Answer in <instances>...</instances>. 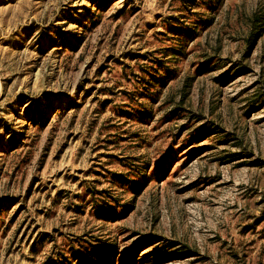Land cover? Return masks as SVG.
<instances>
[{
    "label": "rangeland",
    "instance_id": "1",
    "mask_svg": "<svg viewBox=\"0 0 264 264\" xmlns=\"http://www.w3.org/2000/svg\"><path fill=\"white\" fill-rule=\"evenodd\" d=\"M0 264H264V0H0Z\"/></svg>",
    "mask_w": 264,
    "mask_h": 264
}]
</instances>
